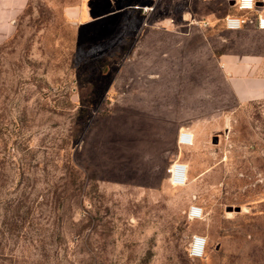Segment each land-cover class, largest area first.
<instances>
[{
	"label": "rangeland",
	"instance_id": "obj_1",
	"mask_svg": "<svg viewBox=\"0 0 264 264\" xmlns=\"http://www.w3.org/2000/svg\"><path fill=\"white\" fill-rule=\"evenodd\" d=\"M143 2L177 32L143 31ZM79 3L0 0V264H264V32L205 0H112L120 30L85 42Z\"/></svg>",
	"mask_w": 264,
	"mask_h": 264
},
{
	"label": "crops",
	"instance_id": "obj_2",
	"mask_svg": "<svg viewBox=\"0 0 264 264\" xmlns=\"http://www.w3.org/2000/svg\"><path fill=\"white\" fill-rule=\"evenodd\" d=\"M137 1H145V0H134V2ZM211 9L214 12L218 13H224V16L226 14H235V15H242L245 12L239 10L237 6L235 5L236 0H205ZM259 4V8L262 9V12L264 13V0H257ZM144 3V2H143ZM154 3H144L141 4V6L150 5ZM261 4V6H260ZM95 9V11L93 10ZM139 13L146 19L141 29L143 31H153L155 29L163 30L164 32H177V25L174 22H169L167 19L159 22L158 24H151L148 21V17L151 13L147 14L144 13L140 6L138 7ZM234 10V11H233ZM260 12V9L258 10ZM257 12L250 13V15H255ZM68 15L70 18L76 23L77 29L80 34V38H82L85 42H102L104 40H107L108 38L113 37L117 32L120 30L122 26V22L119 21L121 12L116 9H114L112 0H80L79 5H73L68 7ZM248 15V14H247ZM223 16V17H224ZM222 17V21H223ZM185 19L189 21L190 16L185 15ZM192 18L191 20H193ZM196 20V19H195ZM207 24H204V21H196L194 23H191L190 21L185 23L186 26H188L190 29L194 27H201V24L208 25L209 21H207ZM248 23L243 24L242 28L237 30H228L224 26L223 27L230 31V32H239L243 30L246 26H248ZM253 28L256 30L264 32V30H261L256 27L254 23H251ZM182 31V30H180ZM184 31V30H183ZM225 58V65L230 69V75H232L234 69H236L237 62L242 61L241 59L236 60V55H224ZM232 78V88L234 90L235 95L239 99H245L249 94H251V91L249 90V84L250 81L248 79H238L234 76V74L231 76ZM260 92H264V77H260ZM179 135V134H178ZM178 142V137H177ZM180 147L182 146H189V145H183L179 144ZM192 145V144H190ZM178 161V160H177Z\"/></svg>",
	"mask_w": 264,
	"mask_h": 264
},
{
	"label": "built area",
	"instance_id": "obj_3",
	"mask_svg": "<svg viewBox=\"0 0 264 264\" xmlns=\"http://www.w3.org/2000/svg\"><path fill=\"white\" fill-rule=\"evenodd\" d=\"M235 5L237 8L243 12L242 15L226 14L223 17L224 26L228 30H237L242 28L243 24L247 22L254 23L257 28L264 30V13L262 9L259 8L257 0H236ZM261 6V4H260ZM140 9L144 13H151L155 9V5H145L140 6ZM260 9V12L258 10ZM257 12L255 15H251L248 18H244L245 15ZM191 23L196 22L195 19L190 20ZM208 22H204L207 24ZM194 137L192 133L188 131H180L178 135L179 144L190 145L193 144ZM168 172L170 174V182L172 185L183 186L188 180V169L185 163L175 161L169 168ZM202 214V208L198 206H192L189 215L191 218L198 217ZM206 239L200 235L194 234L192 242L189 246V254L192 257H201L205 252Z\"/></svg>",
	"mask_w": 264,
	"mask_h": 264
},
{
	"label": "bare ground",
	"instance_id": "obj_4",
	"mask_svg": "<svg viewBox=\"0 0 264 264\" xmlns=\"http://www.w3.org/2000/svg\"><path fill=\"white\" fill-rule=\"evenodd\" d=\"M193 136V135H192ZM194 137V136H193ZM187 166V165H186ZM187 169H188V166H187ZM173 186H176V185H173Z\"/></svg>",
	"mask_w": 264,
	"mask_h": 264
},
{
	"label": "water",
	"instance_id": "obj_5",
	"mask_svg": "<svg viewBox=\"0 0 264 264\" xmlns=\"http://www.w3.org/2000/svg\"><path fill=\"white\" fill-rule=\"evenodd\" d=\"M215 140H216V142H217V138H216Z\"/></svg>",
	"mask_w": 264,
	"mask_h": 264
}]
</instances>
